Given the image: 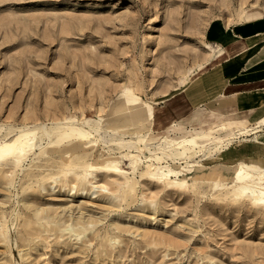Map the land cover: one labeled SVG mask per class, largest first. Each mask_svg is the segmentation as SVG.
<instances>
[{
	"label": "rangeland",
	"instance_id": "374dc122",
	"mask_svg": "<svg viewBox=\"0 0 264 264\" xmlns=\"http://www.w3.org/2000/svg\"><path fill=\"white\" fill-rule=\"evenodd\" d=\"M253 18L264 20V0H0V138L34 135L23 166L0 162V264H264V206L212 176L218 147L188 141L180 184L140 173L171 159L132 149L125 162L117 143L215 129L232 137L223 157L239 145L228 116L203 114L186 133L161 105L205 69L213 24ZM65 121L89 139L53 128ZM253 153L218 168L264 166ZM114 157L126 175L101 167Z\"/></svg>",
	"mask_w": 264,
	"mask_h": 264
},
{
	"label": "crops",
	"instance_id": "0c3cea01",
	"mask_svg": "<svg viewBox=\"0 0 264 264\" xmlns=\"http://www.w3.org/2000/svg\"><path fill=\"white\" fill-rule=\"evenodd\" d=\"M208 36L213 55L205 69L181 91L167 98L161 107L172 117L171 125L186 133L199 128L203 114L207 118L213 114L228 116L229 125L236 123L239 127L237 135L246 138L224 157L222 152L232 141L229 134L215 136L212 134L215 129H209L198 138L206 139L203 136L207 135L210 139L222 140V149L215 154L220 162H231L225 157L239 158L251 149L257 158V153L264 152V20H245L234 29L213 24Z\"/></svg>",
	"mask_w": 264,
	"mask_h": 264
},
{
	"label": "bare ground",
	"instance_id": "6f19581e",
	"mask_svg": "<svg viewBox=\"0 0 264 264\" xmlns=\"http://www.w3.org/2000/svg\"><path fill=\"white\" fill-rule=\"evenodd\" d=\"M126 110L128 109L126 108ZM147 111V120L149 121L151 108ZM66 123V121L57 122L53 128L59 130L62 128V134H67L69 136L75 137L80 144H84L85 141L89 139L90 133L88 131L83 130L79 126H76L75 124H73V122L70 124ZM41 128L48 135L45 124H43ZM31 129L32 128L27 127L20 128L18 131V135L14 139H8L4 137L0 138V162L9 161L14 165V167L23 166L22 161L25 159V154H27L29 149L34 145V135L28 136V133H31L32 131ZM94 131H96V129H94ZM203 137H206V140L208 141L207 146L203 151L196 149L199 146L196 141L199 139L198 136H192L188 139L182 138L175 141L162 140L157 141L153 144H147L146 142L141 143V141L139 140L135 141L122 138L117 143L120 147L125 148V150L128 149V152L124 154L125 162H131L129 156L133 151L132 149H134V151L138 154H143L146 151L148 152L149 157L151 155L157 158L166 157L172 160L173 165L166 166L154 165L150 162L146 163L145 168L140 172L142 176L155 179L157 182L169 181L184 184L186 182V177L183 176L182 178H178V173L184 170V166L181 165V161L177 159V156L187 155V153L191 152V150L187 146L189 145L188 141H192L194 143L191 144V146L194 147V151H202V154H204L205 151H209V148L212 149L213 146H216L219 149L221 147V145L218 144H221L222 140L216 138L210 139L207 135ZM219 149H217L216 152L211 153L209 159L218 160L215 154L219 151ZM129 151H131L130 154ZM149 157H146V161L150 160ZM218 161H215V163L209 165V171L212 176L216 177L217 181L228 184V186L225 187L227 189L229 188L238 195L248 196L252 203L264 206V166H258L244 162H236L226 165L224 169H220L218 167L219 165H221V163H219ZM101 165V167H103L107 171L122 173L124 175H126L127 173V171L124 170L125 167L123 168V166L119 162V159L115 157L104 159ZM191 165H195L196 167L193 168V170L197 169L199 172L207 166L206 164L201 162L191 163ZM94 167V164L90 163L88 166L84 167L83 170L85 172L87 168ZM93 187L99 186L97 184H93Z\"/></svg>",
	"mask_w": 264,
	"mask_h": 264
}]
</instances>
